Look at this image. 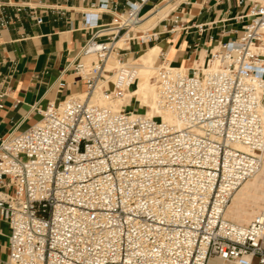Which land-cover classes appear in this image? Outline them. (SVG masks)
Returning <instances> with one entry per match:
<instances>
[{"label":"built area","instance_id":"1","mask_svg":"<svg viewBox=\"0 0 264 264\" xmlns=\"http://www.w3.org/2000/svg\"><path fill=\"white\" fill-rule=\"evenodd\" d=\"M80 1L90 36L71 69L86 90L37 105L39 119L0 142V214L10 227L3 263L208 264L215 256L264 264V210L247 223L225 217L233 194L262 165L264 0L249 7L242 35L210 52L206 64L157 67L156 106L171 121L157 109L148 115L147 106L100 99L136 87L129 45L157 39L154 27L138 26L178 0ZM24 16L43 21L34 6L0 0V31ZM185 28L172 19L170 30ZM111 57L117 64L108 67Z\"/></svg>","mask_w":264,"mask_h":264},{"label":"crops","instance_id":"2","mask_svg":"<svg viewBox=\"0 0 264 264\" xmlns=\"http://www.w3.org/2000/svg\"><path fill=\"white\" fill-rule=\"evenodd\" d=\"M14 1L36 7L43 21L35 24L24 16L22 23L0 31V91L6 92L0 108V142L9 133L23 131L36 122L40 117L35 110L37 105L56 103L86 90L85 81L71 69L90 36V31L80 25L84 3L80 0ZM258 1L190 0L188 4H180L175 11L145 27H154L155 41L130 43L126 57L130 54L136 57L158 46L157 59L190 69L202 55L221 50L223 43L239 38L247 20L244 15ZM49 7L64 9V14ZM175 16L187 28L170 30ZM110 21L111 15H102V23ZM16 100L19 102L15 105ZM249 200L253 201L252 209L245 208ZM244 208L249 215L244 214L247 218L240 219V223H247L264 210V197L257 193L244 203ZM9 233V224L0 214V264H4L8 255ZM208 264L232 263L213 256Z\"/></svg>","mask_w":264,"mask_h":264},{"label":"bare ground","instance_id":"3","mask_svg":"<svg viewBox=\"0 0 264 264\" xmlns=\"http://www.w3.org/2000/svg\"><path fill=\"white\" fill-rule=\"evenodd\" d=\"M179 1L180 0L176 1L173 4L171 2H167L164 5L154 8L144 16L143 21L140 23L138 28L143 29L147 27V25L155 23L160 18L165 17ZM116 44L122 47L124 45V37L120 38ZM158 51H159L158 46H153L148 48L145 53L136 56L134 62L129 60L131 63H134L138 69L137 78L134 81L136 88H131L128 93H126L123 97L115 101L108 102L100 99V103L119 107L122 103L129 102V100L133 97L140 100V105L143 104L142 106L148 107L146 110L148 115L153 114L155 109H157L158 112L163 116L164 120L171 121L172 116L167 112L159 110L158 107L156 106V92L153 82H151V77L153 76L157 67L159 66V65L156 66ZM208 57H209V53L207 55H202L198 61L200 63L196 62V65L202 63L206 64ZM111 59L113 60L112 63H110ZM116 64H117L116 59L114 57H111L108 61V67L115 66ZM150 108H152V111L150 110ZM140 111H142V109ZM261 159H262V163H264V152H262L261 154ZM261 180H264V167H262L261 170H259L251 179L244 182L236 190V192L233 194L231 198L230 203L227 206V210L225 211V217L236 219L235 221L237 222L240 219L247 218L244 217L243 215L247 213L249 215V211L244 210L243 212H241L240 211L241 204L243 203V201L247 199V197L251 193L256 194L259 191V181ZM230 209L234 210V212L237 213V215L235 213L230 214L228 212Z\"/></svg>","mask_w":264,"mask_h":264},{"label":"rangeland","instance_id":"4","mask_svg":"<svg viewBox=\"0 0 264 264\" xmlns=\"http://www.w3.org/2000/svg\"><path fill=\"white\" fill-rule=\"evenodd\" d=\"M149 7V5H146L144 8H143V11H145L147 8ZM142 53V52H141ZM141 53H139V54H141ZM135 61V57H133L131 54L129 55V57H128V61ZM112 59L110 60V63H112ZM129 61V62H130ZM154 63H155V61H154ZM162 63V60H159V59H157V61H156V66H158V65H160ZM202 63V62H201ZM203 64V63H202ZM151 82H152V79H151ZM136 88V87H135ZM140 103V100L139 99H136V98H131L130 100H129V102H127V104L131 107V109H133V110H143L144 108L143 107H145V106H143V107H141L142 105H140L139 104ZM148 114V113H147ZM262 167H264V163H262V165H261V168ZM261 168H260V170H261ZM262 186V187H261ZM257 193H261V195H262V197H264V180H261V181H259V191L257 192ZM256 193V194H257ZM255 193H251L248 197H247V199L245 200V201H243V203L241 204V208H240V211L241 212H243L244 210H246L245 208H251L252 209V207H254V206H252V203H253V201L252 200H249L248 201V203L245 205V208H244V203L249 199V198H251V197H253V196H255L256 195ZM243 207V208H242ZM243 209V210H242ZM227 210V209H226ZM230 214H233V213H235L234 212V210H229L228 211ZM236 215H237V213H235Z\"/></svg>","mask_w":264,"mask_h":264}]
</instances>
